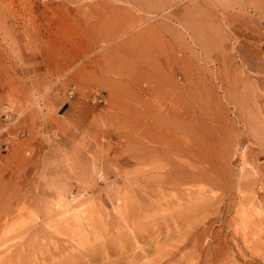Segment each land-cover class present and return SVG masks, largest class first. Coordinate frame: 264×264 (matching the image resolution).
<instances>
[{
	"label": "rangeland",
	"instance_id": "rangeland-1",
	"mask_svg": "<svg viewBox=\"0 0 264 264\" xmlns=\"http://www.w3.org/2000/svg\"><path fill=\"white\" fill-rule=\"evenodd\" d=\"M0 264H264V0H0Z\"/></svg>",
	"mask_w": 264,
	"mask_h": 264
},
{
	"label": "bare ground",
	"instance_id": "bare-ground-1",
	"mask_svg": "<svg viewBox=\"0 0 264 264\" xmlns=\"http://www.w3.org/2000/svg\"><path fill=\"white\" fill-rule=\"evenodd\" d=\"M187 153H188V152H187ZM170 166H171V165H170ZM194 167H195V166H194ZM202 167H203V166H202ZM188 168H189V167H187L186 169H188ZM195 168H196V167H195ZM199 168H200V167H199ZM182 169H183V168H182ZM209 169H210V168H209ZM184 170H185V169H184ZM186 171H190V172H191L190 169H189V170H185L184 172H186ZM166 172H167V171H166ZM166 172H165V173H166ZM169 172H170V171H169ZM169 172H167V173L169 174ZM177 172H178V171H177ZM177 172H176V173H177ZM184 172H182V173H184ZM193 172H194V171H193ZM167 173L165 174V176L167 175ZM173 173H174V172H173ZM182 173H181V174H182ZM200 173H201V172H200ZM163 174H164V173H163ZM189 174H190V176L192 177V174H191V173H189ZM159 175H160V176H159ZM159 175H158V176H159L160 178H161V177H164V175H162V176H161V174H159ZM170 175H171V174H170ZM194 175H196V174H194ZM178 176H179V175H178ZM167 177H168V176H167ZM197 177H198V175H197ZM160 178H159V179H160ZM173 178H174V177L172 176L171 179H173ZM175 178H176V177H175ZM178 178H179V177H178ZM178 178H176V179H178ZM204 178H205V177H204ZM159 179H158V177H157V180H159ZM210 179H211V178H210ZM210 179H209V180H210ZM168 180H169V179H168ZM168 180H167V182H168ZM179 180H180V179H179ZM193 180H194V178H193ZM174 181H175V180H174ZM211 181H212V180H211ZM157 182H158V181H157ZM163 182H164V181H163ZM178 182H179V181H178ZM205 182H206V181H205ZM215 182H216V181H215ZM164 183H166V180H165ZM196 183H197V181H196ZM158 184H159V182H158ZM162 184H163V183H162ZM167 184H168V183H167ZM171 184H172V180H171ZM183 184H184V183H183ZM207 184H208V183H207ZM163 185H164V184H163ZM166 188H168V187L166 186ZM173 188H174V186H173ZM170 189H172V188H170ZM141 205H143V204H141ZM228 205L230 206V204H228ZM144 206H145V205H144ZM147 208H148V207H147ZM149 208H150V206H149ZM145 209H146V208H145ZM194 211H196V210H194ZM193 213H194V212H193ZM186 216H188V215H186ZM189 217H190V216H189ZM183 220H184V219H183ZM150 223H151V222H150ZM158 224H159V223H158ZM147 228H148V226H147ZM139 231H140V230H139ZM139 231H138V233H140L142 230H141L140 232H139ZM205 234H206V233H205ZM183 243H184V242H183ZM163 253H164V252H163ZM162 256H164V255L162 254ZM163 258H164V257H163ZM158 261H159V260H158Z\"/></svg>",
	"mask_w": 264,
	"mask_h": 264
}]
</instances>
